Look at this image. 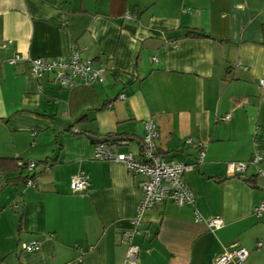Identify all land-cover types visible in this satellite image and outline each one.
<instances>
[{"label":"crops","instance_id":"crops-1","mask_svg":"<svg viewBox=\"0 0 264 264\" xmlns=\"http://www.w3.org/2000/svg\"><path fill=\"white\" fill-rule=\"evenodd\" d=\"M72 51L104 80L61 87L28 72L29 58ZM261 76L264 0H0V264H124L143 177L95 159L90 136L131 137L116 149L137 157L147 118L159 154L191 165L194 202L141 213L139 264H213L231 244L249 252L241 264H264V174L225 167L264 155ZM79 170L86 189L72 191ZM30 239L39 248L22 250Z\"/></svg>","mask_w":264,"mask_h":264},{"label":"built area","instance_id":"built-area-1","mask_svg":"<svg viewBox=\"0 0 264 264\" xmlns=\"http://www.w3.org/2000/svg\"><path fill=\"white\" fill-rule=\"evenodd\" d=\"M126 18L131 19V15L126 14ZM21 58V55L15 53L8 58L10 64L15 63ZM28 72L40 77L45 73H50L53 79L61 87H69L76 81L83 82H101L105 78V66L95 65L89 59L81 58L77 51L67 57H46L37 56L29 58ZM258 83L264 86V76L259 77ZM124 94L120 93L119 98ZM222 119H228L229 115L224 114ZM158 136V130L152 118L143 121V134L139 138V155L136 157L129 151H119L116 145H122L128 142L131 137L120 138L113 143L98 142L94 145L93 156L99 160H113L124 164L129 171L141 175L143 178L139 181V187L142 195L136 207V213L130 220V227L124 233L123 242L126 245L124 264H139L138 245L133 242V236L141 233L139 224L141 222V213L153 207L158 201L169 198L177 205L194 202V194L184 180V171L191 168L190 164L183 163L174 159H166L157 152L155 139ZM186 142H190L187 138ZM202 158L203 151L199 153ZM264 161V155H253L248 160L226 161V171L230 174L243 173L248 165L255 167L258 174H264L259 167V163ZM25 168L32 170L35 161L29 159L24 162ZM88 181L87 174L79 170L70 177L69 187L72 191H83L86 189ZM27 185L34 186V181L28 179ZM256 213L264 210V202H260L254 208ZM223 224L219 215L211 216L207 219V225L210 229L218 228ZM256 245H260L257 242ZM19 246L25 251H35L39 248V241L30 239L21 241ZM248 250L242 246L231 244L228 248H223L216 253L212 260L213 264H241L248 257Z\"/></svg>","mask_w":264,"mask_h":264},{"label":"trees","instance_id":"trees-1","mask_svg":"<svg viewBox=\"0 0 264 264\" xmlns=\"http://www.w3.org/2000/svg\"><path fill=\"white\" fill-rule=\"evenodd\" d=\"M126 136H122V137H120V138H125ZM107 141H109V142H111V143H113V142H115L116 140H118V139H120V138H118V139H115V138H111V137H104ZM109 139H111V140H109ZM157 152L159 153V151L157 150ZM17 165V167L18 168H25V163L24 162H20V163H18L17 161L15 162V166ZM2 169L3 168H0V172L2 171ZM33 178V175H26V176H23V180H24V182H26L28 179H32Z\"/></svg>","mask_w":264,"mask_h":264},{"label":"water","instance_id":"water-1","mask_svg":"<svg viewBox=\"0 0 264 264\" xmlns=\"http://www.w3.org/2000/svg\"><path fill=\"white\" fill-rule=\"evenodd\" d=\"M90 139L94 142H104V141H107L105 138H102V137H94V136H90ZM111 140V139H109Z\"/></svg>","mask_w":264,"mask_h":264}]
</instances>
